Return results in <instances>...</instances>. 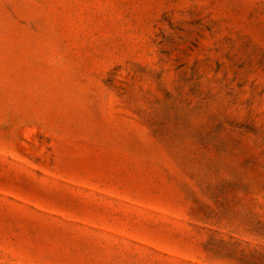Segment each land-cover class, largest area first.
<instances>
[{
	"label": "rangeland",
	"instance_id": "obj_1",
	"mask_svg": "<svg viewBox=\"0 0 264 264\" xmlns=\"http://www.w3.org/2000/svg\"><path fill=\"white\" fill-rule=\"evenodd\" d=\"M0 264H264V0H0Z\"/></svg>",
	"mask_w": 264,
	"mask_h": 264
}]
</instances>
